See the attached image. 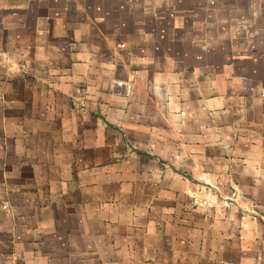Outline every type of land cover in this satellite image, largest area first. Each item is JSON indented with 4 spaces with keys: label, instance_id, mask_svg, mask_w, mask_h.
<instances>
[{
    "label": "crops",
    "instance_id": "obj_1",
    "mask_svg": "<svg viewBox=\"0 0 264 264\" xmlns=\"http://www.w3.org/2000/svg\"><path fill=\"white\" fill-rule=\"evenodd\" d=\"M0 264H264V0H0Z\"/></svg>",
    "mask_w": 264,
    "mask_h": 264
},
{
    "label": "built area",
    "instance_id": "obj_2",
    "mask_svg": "<svg viewBox=\"0 0 264 264\" xmlns=\"http://www.w3.org/2000/svg\"><path fill=\"white\" fill-rule=\"evenodd\" d=\"M130 91H131V88H130L129 86H126V88H125V93L128 95V94L130 93ZM206 184H208L210 187H213V188L216 189V186L212 185L210 182L207 181ZM230 186H231L232 191H231L230 196L227 198L228 201H234L235 206L239 207L240 209H245L244 206L240 205V204L235 200L236 197L239 195V191H238L237 186L234 185V184H231ZM193 194H194V193H193ZM200 201H202V203H209V201H210V197H206V198H204V199H201ZM224 205H225V206H229V205H231V203H230V202H226V201H224ZM246 210H247V209H246Z\"/></svg>",
    "mask_w": 264,
    "mask_h": 264
},
{
    "label": "rangeland",
    "instance_id": "obj_3",
    "mask_svg": "<svg viewBox=\"0 0 264 264\" xmlns=\"http://www.w3.org/2000/svg\"><path fill=\"white\" fill-rule=\"evenodd\" d=\"M14 19L16 18L17 19V16H13ZM10 19L11 21L13 20L11 17H8L7 20ZM9 20V22L11 23V21ZM117 34H124V33H117Z\"/></svg>",
    "mask_w": 264,
    "mask_h": 264
}]
</instances>
